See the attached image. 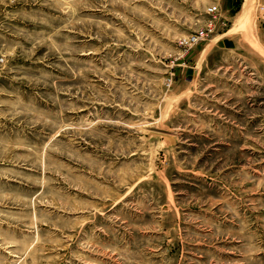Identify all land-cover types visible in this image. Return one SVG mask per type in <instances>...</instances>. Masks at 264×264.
Masks as SVG:
<instances>
[{"label":"rangeland","instance_id":"1","mask_svg":"<svg viewBox=\"0 0 264 264\" xmlns=\"http://www.w3.org/2000/svg\"><path fill=\"white\" fill-rule=\"evenodd\" d=\"M0 264H264V0H0Z\"/></svg>","mask_w":264,"mask_h":264},{"label":"built area","instance_id":"2","mask_svg":"<svg viewBox=\"0 0 264 264\" xmlns=\"http://www.w3.org/2000/svg\"><path fill=\"white\" fill-rule=\"evenodd\" d=\"M210 14L215 18L217 14L220 12L218 6H214L209 9ZM215 31L214 27V21H212L207 29H205L203 32L195 33L191 36H188L187 38H184L182 44L187 47L194 46L201 42L202 40H205L206 38H209Z\"/></svg>","mask_w":264,"mask_h":264},{"label":"bare ground","instance_id":"3","mask_svg":"<svg viewBox=\"0 0 264 264\" xmlns=\"http://www.w3.org/2000/svg\"><path fill=\"white\" fill-rule=\"evenodd\" d=\"M249 6V5H248ZM246 18V17H245ZM249 21V20H248Z\"/></svg>","mask_w":264,"mask_h":264}]
</instances>
